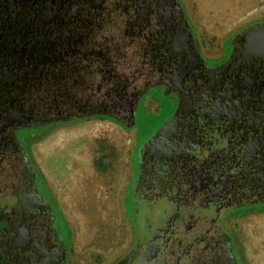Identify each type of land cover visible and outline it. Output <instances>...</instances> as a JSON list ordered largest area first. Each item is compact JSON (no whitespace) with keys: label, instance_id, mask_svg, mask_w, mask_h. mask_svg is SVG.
Returning a JSON list of instances; mask_svg holds the SVG:
<instances>
[{"label":"flooded vegetation","instance_id":"1","mask_svg":"<svg viewBox=\"0 0 264 264\" xmlns=\"http://www.w3.org/2000/svg\"><path fill=\"white\" fill-rule=\"evenodd\" d=\"M231 42L209 63L180 0H0V264H75L29 140L88 118L132 131V242L110 264H246L226 219L264 212V18ZM154 89L176 105L139 144Z\"/></svg>","mask_w":264,"mask_h":264},{"label":"rangeland","instance_id":"2","mask_svg":"<svg viewBox=\"0 0 264 264\" xmlns=\"http://www.w3.org/2000/svg\"><path fill=\"white\" fill-rule=\"evenodd\" d=\"M180 1L196 33L188 16L191 9L186 1ZM188 1H196V13L200 14L198 0ZM202 2L204 8L208 6V11L213 10L209 23L220 27L216 16H226L221 14L225 13L223 9H227L231 17L242 3L249 4L251 0ZM200 49L209 58L201 46ZM232 49L230 36L225 42L227 54L218 60L210 58L209 63L225 61ZM152 91L164 100V105L155 114L149 113L147 105L138 107L137 124L142 128L137 137L139 144L168 119L176 105L173 95L160 89ZM29 144L32 159L43 175L45 185H41L42 189L52 193L65 220L64 234L74 263L109 264L119 258L132 242V231L125 215V210H131L128 182L132 167V131L112 121L90 118L36 128ZM226 224L235 235L244 262L264 264V212L249 209L228 216Z\"/></svg>","mask_w":264,"mask_h":264},{"label":"crops","instance_id":"3","mask_svg":"<svg viewBox=\"0 0 264 264\" xmlns=\"http://www.w3.org/2000/svg\"><path fill=\"white\" fill-rule=\"evenodd\" d=\"M184 1H186L191 9V11L189 10L190 13L188 16L192 19L193 25L197 29L195 34L198 44L202 47V50L207 53L209 58L212 59H219L225 53V42L227 38L250 23L264 18L263 0H251L249 4L248 2H245V4L242 3V6H239L237 12L235 11L232 13L231 17L230 14H228V10L223 9L225 13L221 12V14H226V16L220 15L221 18H217L216 16V22L220 26L218 27L209 23V14L213 12V10L208 11V6L204 8L201 4L203 0H198L199 3L197 4L198 6L200 4V14L196 13V1L193 3L188 0ZM214 11H216L215 7Z\"/></svg>","mask_w":264,"mask_h":264},{"label":"water","instance_id":"4","mask_svg":"<svg viewBox=\"0 0 264 264\" xmlns=\"http://www.w3.org/2000/svg\"><path fill=\"white\" fill-rule=\"evenodd\" d=\"M146 262L144 260L139 261L137 264H145Z\"/></svg>","mask_w":264,"mask_h":264},{"label":"trees","instance_id":"5","mask_svg":"<svg viewBox=\"0 0 264 264\" xmlns=\"http://www.w3.org/2000/svg\"><path fill=\"white\" fill-rule=\"evenodd\" d=\"M46 101H47V99H46ZM88 119H89V118H88ZM76 120H79V119L77 118Z\"/></svg>","mask_w":264,"mask_h":264}]
</instances>
